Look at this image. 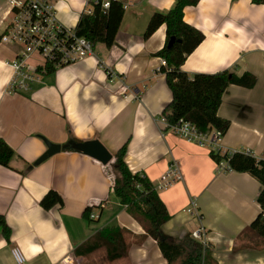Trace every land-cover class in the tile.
<instances>
[{
  "label": "crops",
  "instance_id": "1",
  "mask_svg": "<svg viewBox=\"0 0 264 264\" xmlns=\"http://www.w3.org/2000/svg\"><path fill=\"white\" fill-rule=\"evenodd\" d=\"M48 1L66 29L76 27L88 3ZM117 1L126 8L114 44H95L91 56L42 74L29 92L8 93L12 70L7 63L14 55L0 47V139L13 151L8 168L0 166V215L10 229L8 241L0 230V264H16L13 248L22 254V264H166L149 237L130 244L127 256L113 262L103 252L73 254L105 227L126 230L135 241L144 234L110 199L111 165L123 145L128 169L155 191L168 166L177 164L180 180L156 191L170 215L161 228L166 237L179 240L200 230L216 264H264V244L244 233L260 211L259 184L248 174L220 168L210 157L212 149L173 135L160 122L171 100L156 56L165 43V26L147 39L143 33L150 16L167 13L175 0ZM183 21L203 35L180 67L188 78L222 71L255 78L252 88L231 85L223 94L217 114L229 127L217 148L264 161V5L199 0L184 8ZM42 139L61 150L34 165L46 151ZM89 141H98L113 156L110 166L67 148ZM49 191L61 197L62 207L41 208ZM86 207H93V222L82 219Z\"/></svg>",
  "mask_w": 264,
  "mask_h": 264
},
{
  "label": "trees",
  "instance_id": "2",
  "mask_svg": "<svg viewBox=\"0 0 264 264\" xmlns=\"http://www.w3.org/2000/svg\"><path fill=\"white\" fill-rule=\"evenodd\" d=\"M199 0H175L173 7L167 13H154L150 16L145 27L143 38H149L160 26H165V43L156 54L163 59L166 67H160L159 72L165 75V83L171 93L169 104L163 109L162 117L170 124L178 120L192 124L199 132L217 131L225 134L229 122L217 114L221 99L226 89L233 85L250 89L255 84V78L244 73L237 76L232 72L222 71L216 74H198L188 78L181 72L186 57L202 42L203 35L194 27L183 21V10L195 6ZM102 0H88L87 9L79 17L74 28L76 35L88 40L93 46L103 44L110 48L114 44L124 7L120 1L109 0L108 8L103 9ZM254 5H264V0H250ZM180 40L170 49L167 44L170 38ZM55 71L46 66L43 75ZM126 145H123L114 155L111 165L114 176L110 199L125 208L126 213L136 221L144 231L139 240H133L134 235L117 227H105L97 231L89 239L73 251L75 257H87L95 252H103L107 261L113 262L127 256L130 244L140 245L149 237L157 245L166 264H216L211 258L208 246L184 235L179 240L166 237L162 226L170 219L164 204L159 199L151 183L137 173H132L124 162ZM13 156L12 149L0 139V166L8 168ZM212 160L219 164L225 161L227 170L245 173L258 184L257 203L260 211L244 233L252 234L264 244V161L258 160L245 151L229 152L221 155L218 151H210ZM29 168V167H28ZM61 197L49 191L40 201L44 210L62 207ZM93 207H86L82 219L93 222L90 215ZM96 222V220H95ZM0 230L3 238L8 241L10 229L4 217L0 215ZM130 239V241H128Z\"/></svg>",
  "mask_w": 264,
  "mask_h": 264
},
{
  "label": "built area",
  "instance_id": "3",
  "mask_svg": "<svg viewBox=\"0 0 264 264\" xmlns=\"http://www.w3.org/2000/svg\"><path fill=\"white\" fill-rule=\"evenodd\" d=\"M101 6L107 9L108 1H102ZM0 45L10 48L14 55L7 63L12 70L7 86L9 94L31 91L40 82L46 66L56 70L73 64L91 56L94 47L88 40L77 36L74 29H66L57 22L54 5L48 0H0ZM160 67H166L163 59H160ZM160 122L173 135L187 142L218 151L221 155L228 153L217 148L221 136L217 131L201 133L183 120L170 125L162 117ZM219 167L227 168L226 162H220ZM180 178L177 164L171 163L160 176L156 191L172 187ZM186 212L192 213V210ZM90 219H94L92 214ZM200 234L199 230L190 236L205 246ZM11 255L16 264L23 263L24 258L17 248L11 250Z\"/></svg>",
  "mask_w": 264,
  "mask_h": 264
},
{
  "label": "water",
  "instance_id": "4",
  "mask_svg": "<svg viewBox=\"0 0 264 264\" xmlns=\"http://www.w3.org/2000/svg\"><path fill=\"white\" fill-rule=\"evenodd\" d=\"M176 42L180 43L181 41L176 40L173 37L170 38L167 44V49H170ZM42 140L46 146V151L35 161L34 165L41 164L49 157L59 153L61 150L59 145L52 144L45 139ZM67 148L71 151L80 153L96 160L102 166H110L113 162V156L98 141H89L83 143L71 142L67 145Z\"/></svg>",
  "mask_w": 264,
  "mask_h": 264
},
{
  "label": "rangeland",
  "instance_id": "5",
  "mask_svg": "<svg viewBox=\"0 0 264 264\" xmlns=\"http://www.w3.org/2000/svg\"><path fill=\"white\" fill-rule=\"evenodd\" d=\"M0 47H3L2 45H0ZM262 243V242H261ZM108 262V261H107Z\"/></svg>",
  "mask_w": 264,
  "mask_h": 264
}]
</instances>
